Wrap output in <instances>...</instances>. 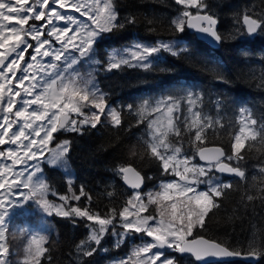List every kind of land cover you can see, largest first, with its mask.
<instances>
[{"label":"snow or ice","instance_id":"snow-or-ice-1","mask_svg":"<svg viewBox=\"0 0 264 264\" xmlns=\"http://www.w3.org/2000/svg\"><path fill=\"white\" fill-rule=\"evenodd\" d=\"M174 2L183 9L170 22L175 32L184 33L187 28L206 34L216 42L226 39L217 31L219 17L206 0ZM64 9H72L87 19L65 14L61 11ZM191 9H196L195 13ZM30 21L42 23L30 24ZM56 21L64 22V26H58ZM126 23H135V20L128 18ZM237 23L243 27H238L230 36H254L264 32V18L244 13ZM124 26L117 0H0V146L9 145L0 150V159L11 161L0 164V190H6L0 193V264H9L7 219L12 211L24 208L29 202L35 203L47 216L77 217L91 222L87 238L74 248L77 264L99 250L106 252L101 245L109 234L115 238L116 248L130 236L143 234L150 238L116 264H132L134 258L135 264H181L175 257L165 256L162 251L165 248L181 257L189 255L197 264H214L215 260L229 257L259 259L264 256V245L253 243L246 251H241L196 234L197 229L206 228L210 214L220 207V199L232 188L231 183L222 182L211 174L228 173L245 178V171L230 162L244 159L242 150L248 140L257 141L259 137L264 143V118L258 122L249 109L240 110L242 126L234 134L232 153L227 154L222 147L201 146L206 141V130L212 128L213 123L223 127L221 121L213 122L211 117L202 116L198 110L202 94L189 91L183 96L168 95L153 104L141 103L137 109L141 117L139 122L152 117L148 121L150 154L159 161L164 174L170 173L176 179L161 183L156 191L142 193L139 189L145 177L141 172L131 165L119 166L117 173L134 190L119 211L112 208L107 214H101L89 207H68L67 196L59 197L64 203H53L47 199L50 185L45 179L37 178L41 171L39 164L32 165L33 170L28 171V163L38 162L46 151L49 165H59L67 170L66 157L71 142L64 140L50 148L56 133L82 134L86 126L96 128L102 118H107L114 127L122 123L121 112L108 105L105 94L94 83L93 74L87 73L85 79L76 69L82 58L102 66L105 71H112L124 66L151 69L153 58L161 52L173 57L182 53L191 56L187 45L160 41L155 44L137 42L128 48L114 49L106 55V62L93 59L104 34ZM56 43L60 45L58 48L54 46ZM48 57L52 61L43 62ZM206 70L217 71L215 67ZM217 79L225 82L223 75H218ZM182 101L187 103L189 113L184 117L183 126L194 133L192 143L203 164H193V157L183 154L181 146L170 140L171 136L179 138L182 135L178 115ZM86 108L94 111L86 112ZM127 108L131 111L133 105H127ZM15 166L25 167L16 171ZM260 172L264 173V167ZM201 184L206 185L204 190L199 189ZM13 188L27 191L15 193L17 198L12 200L9 195L13 194ZM260 191L264 192V188ZM85 195L81 188L80 194L72 198L79 201ZM255 198L253 195L246 197L249 202ZM149 206H155V214L149 212ZM46 244V235L32 234L24 245L21 264H42V258L49 251Z\"/></svg>","mask_w":264,"mask_h":264},{"label":"trees","instance_id":"trees-1","mask_svg":"<svg viewBox=\"0 0 264 264\" xmlns=\"http://www.w3.org/2000/svg\"><path fill=\"white\" fill-rule=\"evenodd\" d=\"M206 2L219 17L217 31L226 37L216 49L199 41L188 29L184 33L173 30L170 22L183 10L174 0H117L119 17L125 26L104 34L96 48L98 59L106 62V55L112 49L128 48L137 42L155 44L160 41L187 45L191 56L182 53L173 57L161 52L153 58V67L148 70L124 66L105 71L102 66L94 64V83L105 94L108 105L121 112L122 123L114 127L107 118H102L101 124L96 128L86 126L82 134L68 132L55 136L53 143L71 142L66 172L61 167L42 164L46 182L56 195L71 194L73 197L79 195L83 188L86 195L79 201L72 198L70 205L89 207L93 212L107 214L112 208L121 210L131 196L116 171L119 166L131 165L141 172L146 183L144 192L169 180L168 174L161 171L159 161L151 156L148 149L146 118L143 123L139 122L141 117L137 109L144 101L152 103L158 98L183 96L189 91L202 94L199 111L211 117L213 122L221 121L223 127L213 123V127L206 130V141L201 146L222 147L227 154L232 153L234 134L241 127L239 116L242 108L249 109L258 122L264 118V32L257 33L254 38L230 36L238 27H243L237 23L242 14L264 18V0ZM128 18H134L135 23H126ZM213 67L216 72L206 70ZM218 75H223L225 82H220ZM127 105H133V109L130 111ZM180 127L182 135L170 137L172 143L178 145L182 140L186 142V148L197 149L192 143L194 133L187 131L183 122ZM242 155L243 160L230 163L244 170L246 177L223 178L232 184V188L220 199V207L210 214L206 228L197 229L196 234L246 251L253 243L264 245V192L260 191L264 188V173L260 172L264 167V143L259 137L257 141L248 140ZM109 192L112 196H108ZM248 195L256 198L249 202L246 199ZM49 220L53 232L47 238L49 251L42 258V264H77L74 248L88 236L86 220L55 215ZM135 243L134 237L132 242L127 239L116 248L112 238L107 236L101 245L107 251L99 250L81 264H111L126 258ZM165 255H172L181 264H196L189 258H179L177 254ZM254 264H264V256Z\"/></svg>","mask_w":264,"mask_h":264},{"label":"rangeland","instance_id":"rangeland-1","mask_svg":"<svg viewBox=\"0 0 264 264\" xmlns=\"http://www.w3.org/2000/svg\"><path fill=\"white\" fill-rule=\"evenodd\" d=\"M61 11L64 12L65 14H70V15L76 16L78 19H81V20H86L87 19L86 17H81L79 13H76L72 9H64V10H61ZM191 11H194V13H195L196 9H191ZM39 23H42V22L30 21V24L39 25ZM56 24L58 26H60V27L64 26V22H62V21H56ZM45 38H47V37H45ZM32 43L34 44L35 42L32 41ZM54 46L58 48L60 45L58 43H56ZM112 50H114V49H112ZM112 50H109L108 52H110ZM31 51L32 50L30 49L29 52H31ZM71 54L72 55H78L77 53H71ZM27 58L28 57L26 56V59ZM97 58L98 57L96 56V59ZM93 59H95V58L93 57ZM51 61H52V58L48 57V58H44L43 62L49 63ZM76 69L86 79L87 78V73H93L94 64L91 62V60L82 58L80 60V62L76 65ZM159 99H161V98L156 99L155 101H153L150 104L155 103ZM187 107H188L187 103L185 101H182L181 102V111H180V113L181 112L182 113L178 114L179 116L181 115L180 123L183 122L185 116L189 115V113L187 112ZM198 108H199V106H198ZM85 111L86 112L94 111V109L86 108ZM202 116L208 117L207 115H203V114H202ZM145 118H146V124H147V133H149L148 121L152 117H145ZM239 120H240V123H241V126H242V117H241V115L239 116ZM58 133H62L63 134V133H68V132L67 131H60ZM58 133H56L55 136ZM171 137H175V136H171ZM148 138H149V136H148ZM61 142H63V141H60L58 143H53V141H52V143L49 145V147L50 148H54L57 144H60ZM185 145H186V142H183L182 140H179L178 146H181L182 153L186 154V155H188L190 157H193V159H192V163L193 164H199L198 161H196L197 149H188V148L185 147ZM7 147H9V145L0 146V150H3L5 148H7ZM47 156H48V153L46 151L45 155L43 157L39 158L38 162L37 161H30L28 163V165L26 166L28 171L33 170L32 169V165L38 163L41 171L37 174V178L45 179V176H44V174L42 172V164H45L48 167H61L66 172V169H64V167H62V166L49 165L47 163ZM233 161H235V159ZM5 163L10 164L11 161L6 160V159H0V164H5ZM23 167H25V166H15L16 171H21L23 169ZM25 174L27 175V172ZM9 175H11V174L9 173ZM211 175L214 176L215 178H218V180L221 181L220 177L217 176L215 174V172H213ZM168 176H169V180H167V181H171V180L176 179L170 173L168 174ZM167 181H163V182H167ZM163 182H160V184L163 183ZM225 183H228V182L226 181ZM160 184H158L156 187H153L152 189H149V190H147L145 192L142 191V193H148L150 191H156V190L159 189V185ZM198 187H199L200 190H204L206 188V185L201 184ZM5 191L6 190H0V193H4ZM20 191L26 192L27 190L26 189H15V188H13L12 189V193L13 194L9 195V199L15 200L17 197L14 194L17 193V192H20ZM64 196H67V195H64ZM59 197L60 196L56 195L52 190H50L48 195H47V199L52 201L53 203H56V204L64 203L63 201H61L59 199ZM67 197L69 198L67 206L68 207H75L74 205H70V200H73L72 199V195L68 194ZM149 212L152 213V214H155V206H149ZM70 218L82 219V218H77V217H70ZM49 219H50V216H47L44 212H42L40 210V208L35 203H32V202H29L24 208H18V209H16V210L11 212L10 216L7 219V224H8L7 245L9 247V249H10V254L7 257V260L9 261V264H13V263L21 264V261L24 258V245H25V243L27 242V240L29 239V237L32 234H43V235H46L47 238H48V236L53 232V228H52V225H51ZM86 222H87L88 225H90V223H91V222H89L87 220H86ZM118 224H119V221L117 220V225ZM89 231H90V228H89ZM117 231H120L119 227H117ZM88 234H89V232H88ZM107 236H110L112 238V242L114 243L115 238L111 234L106 235L105 238ZM134 237L136 238V243L132 246L131 251H130L128 256H130L132 254V251L138 245L142 244L143 242H145L147 240H150V238H148L146 236H143V234H140V235H137V236H130L128 238L129 242H132L134 240ZM104 248H105L104 246L101 247V249H104ZM101 251L103 252V250H101ZM153 251H158V249H153ZM169 252L175 253L172 250H170ZM164 254H165V252H164ZM165 256H167V255H165ZM168 257H172V256H168ZM12 260H14V261H12ZM118 261H112L111 264H116V262H118ZM132 264H135V258L132 261Z\"/></svg>","mask_w":264,"mask_h":264},{"label":"water","instance_id":"water-1","mask_svg":"<svg viewBox=\"0 0 264 264\" xmlns=\"http://www.w3.org/2000/svg\"><path fill=\"white\" fill-rule=\"evenodd\" d=\"M217 28H218V25H217ZM188 30L190 32H192L194 34V36L199 41L203 42L204 44L208 45L209 47L216 49L219 46V42H216L212 37H210V36H208L206 34L199 33L197 31H195L194 29H188ZM254 36H248V37L249 38H253ZM197 160H198V162L200 164H203L204 163L203 161H200L199 160V157L198 156H197ZM221 175L224 176V177H228V178H233V177L240 178L238 176H235V175H232V174H228V173H221ZM121 183H122V185L127 190L134 191L133 189H131L128 185H126L124 183V181L122 180V178H121ZM144 184L141 187V189H139V191H142L144 189ZM163 251H169V249L165 248V249H163ZM177 254L181 257V255L179 253H177ZM185 257H189V258H191L194 261V259L192 257H190L189 255H184L183 258H185ZM259 260H260V258L259 259H255V258H245L243 256L242 257H229V258H224V259H220V260H215L214 261V264L215 263H230V262H241V263H244V264H254V263H257ZM194 262H196V261H194Z\"/></svg>","mask_w":264,"mask_h":264},{"label":"flooded vegetation","instance_id":"flooded-vegetation-1","mask_svg":"<svg viewBox=\"0 0 264 264\" xmlns=\"http://www.w3.org/2000/svg\"><path fill=\"white\" fill-rule=\"evenodd\" d=\"M215 174H216L217 176L220 177V179H221L222 182H226L225 180H223V178H225V177H223L220 173L215 172ZM142 191H143V190H142ZM142 191H141V192H142ZM132 193H133V192H131V195H132ZM174 254H176V253H174ZM174 254H173V255H174ZM177 256H178V255H177ZM179 258H180V257H179ZM182 258H183V257H182ZM188 258H189V257H185V258H183V259H188ZM189 259H191V258H189ZM191 260H192V259H191ZM192 261H193V260H192ZM193 262H194V261H193ZM194 263H196V262H194ZM196 264H197V263H196Z\"/></svg>","mask_w":264,"mask_h":264},{"label":"bare ground","instance_id":"bare-ground-1","mask_svg":"<svg viewBox=\"0 0 264 264\" xmlns=\"http://www.w3.org/2000/svg\"><path fill=\"white\" fill-rule=\"evenodd\" d=\"M146 187V183L144 184V188Z\"/></svg>","mask_w":264,"mask_h":264},{"label":"clouds","instance_id":"clouds-1","mask_svg":"<svg viewBox=\"0 0 264 264\" xmlns=\"http://www.w3.org/2000/svg\"><path fill=\"white\" fill-rule=\"evenodd\" d=\"M120 179H121V176H120Z\"/></svg>","mask_w":264,"mask_h":264}]
</instances>
